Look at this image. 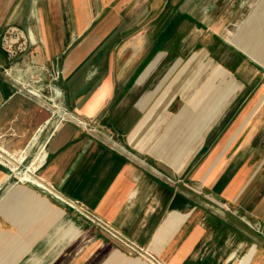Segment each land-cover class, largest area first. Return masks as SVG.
<instances>
[{"label": "crops", "instance_id": "0c3cea01", "mask_svg": "<svg viewBox=\"0 0 264 264\" xmlns=\"http://www.w3.org/2000/svg\"><path fill=\"white\" fill-rule=\"evenodd\" d=\"M111 2L57 0L32 22L28 51L12 57L0 46V264H151L129 243L165 264H264L262 126L257 143L241 109L246 84L215 83V66L200 82L204 61L179 82L168 72L154 81L150 37L110 36L117 22L98 17ZM15 5L0 0V42ZM43 67L47 79L58 72L53 84L69 109L116 134L127 153L70 120L43 130L49 111L11 79ZM22 167L56 194L22 179ZM215 201L261 233L211 209Z\"/></svg>", "mask_w": 264, "mask_h": 264}, {"label": "rangeland", "instance_id": "374dc122", "mask_svg": "<svg viewBox=\"0 0 264 264\" xmlns=\"http://www.w3.org/2000/svg\"><path fill=\"white\" fill-rule=\"evenodd\" d=\"M14 2L16 5L12 22L3 29L0 42L1 50L12 57L28 51L30 45L27 48V43L30 38L33 39L35 32L32 22L46 18L42 16L43 11L46 16L47 6L50 3L56 4L57 0ZM98 13L100 19L117 22V26L110 30V36L150 37V43L146 44L144 50L156 53V82L167 72V76H171L170 82H179V76L184 72L188 74L200 61H204L205 68V75L200 82L208 83L207 71L210 72L214 66L221 69V76L216 78L215 83L224 82V77L229 82H244L246 90L241 95L246 100L241 109L246 108L253 117L252 126L257 132V143L262 126V151L259 146L257 151L264 152V120L260 123L259 119V115L264 116V0H113ZM23 32L28 36V42ZM64 35L67 36L66 33ZM43 70H29V79L22 75H11V79L35 91L43 89L48 97L50 77L47 79ZM55 96L61 111L45 105L51 117L43 129L47 132L54 130L61 115L73 112L63 102L58 90ZM94 125H98L96 119ZM115 138L118 139L116 134ZM2 162L9 163L5 158ZM19 172L22 177L27 171L22 167ZM209 204L211 209L218 207L221 210L219 214H232L253 231L261 233L260 225L242 218L230 204L221 201Z\"/></svg>", "mask_w": 264, "mask_h": 264}, {"label": "built area", "instance_id": "2783aa9c", "mask_svg": "<svg viewBox=\"0 0 264 264\" xmlns=\"http://www.w3.org/2000/svg\"><path fill=\"white\" fill-rule=\"evenodd\" d=\"M25 36H26V39L28 42V36L26 34H25ZM32 40L33 39L30 38V41L27 43V48H28V45H30V43L33 42ZM10 48H11V46H10ZM10 52L13 53L12 50H10ZM43 68L45 71H47V68H45V67H43ZM49 74H50V78H51V80L48 82L50 96L47 97L45 95V90L37 89L35 91L30 86H28L26 84H22V88L24 89L25 92H27L28 96L36 98L37 100H39L40 103L44 107H45V105L49 106V107H54V108H56L55 111L60 112L61 111L60 106H59L58 102L56 101L57 97L55 96L57 90L55 89L54 84H53V81H55L58 78V72L56 74L52 73V72ZM67 120L75 122L77 125L81 126L84 130H86L89 134L99 137L102 142L106 143L111 148L127 153L126 146L122 142H120L118 139L115 138L114 133L104 132L103 130L100 129L99 124L97 126L94 125L95 119L83 118V117L75 114L74 112H70V114H68V115H61V117L59 119H57V123L59 125L60 123L67 121ZM48 191L56 194L52 187H50ZM57 196L60 197L61 200H63L69 207L75 209L77 212H79L84 217L88 218L90 221H92L94 223H98V224L103 225V226L107 225L100 218L95 217L85 206L81 205L79 202L65 199L59 195H57ZM114 234L117 237L123 239L117 232H115ZM129 246H130L132 252H136V253L140 254L141 256L145 257L151 264H165L159 258H157L153 253L148 251L147 248L137 246L136 244H133V243H129Z\"/></svg>", "mask_w": 264, "mask_h": 264}, {"label": "bare ground", "instance_id": "6f19581e", "mask_svg": "<svg viewBox=\"0 0 264 264\" xmlns=\"http://www.w3.org/2000/svg\"><path fill=\"white\" fill-rule=\"evenodd\" d=\"M18 164V163H17ZM34 167H30L28 168L27 172L22 174V179L24 180H29L35 184H37L38 186H41L42 188H45L47 190H49L50 186L46 185L43 181H41L40 179H37L35 177L32 176L31 171L33 170ZM14 170H17V168H13Z\"/></svg>", "mask_w": 264, "mask_h": 264}]
</instances>
